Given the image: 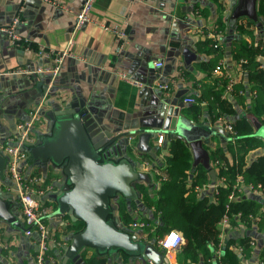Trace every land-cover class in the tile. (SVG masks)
<instances>
[{
  "label": "crops",
  "instance_id": "crops-1",
  "mask_svg": "<svg viewBox=\"0 0 264 264\" xmlns=\"http://www.w3.org/2000/svg\"><path fill=\"white\" fill-rule=\"evenodd\" d=\"M82 4L83 0H0V27L17 19L16 32L21 38L13 44L6 33L0 32V144L17 139L16 124L27 120L31 110L41 102L46 113L58 106L61 109L79 107L81 111L87 110L95 131H104L105 135L129 132V141L119 144L118 156L133 161L136 166L141 164L138 171L149 174L151 183L158 188L168 177L164 170L171 141L179 138L184 141L180 133L173 131L177 121L185 120L199 127L197 139L191 137L184 141L191 153L192 170L186 181L189 190L185 196L215 202V193L224 184L222 177L217 178L223 163L212 162V151L221 146L231 158L227 147L237 137L232 124L242 118L250 120L251 115L261 121L256 113L258 91L247 79L243 67L246 59L233 58L236 40L257 44L261 50L260 68L264 69V18L258 13L260 0H96L92 20L77 27L76 15ZM179 4L184 17L177 14ZM248 21L254 23L251 33L239 32L238 26ZM108 24L126 27L127 43L122 47L114 33L103 27ZM205 41L207 45L202 44ZM41 46L47 56L39 52ZM60 54L64 55L57 76L49 72L15 73L20 69L38 71L39 67L51 66ZM156 61L163 62V66L157 67ZM218 65L222 69L216 71ZM128 79L138 80L140 84ZM160 84H168L169 88L162 89ZM219 90H223L221 98L231 105L233 112L214 120L208 109L212 93ZM189 96L196 102H186ZM194 105L200 106L199 112L191 110ZM251 124L253 135L258 137L260 132ZM50 128L51 120L42 111V120L33 128L32 136L36 139ZM117 128L120 131L114 133ZM160 134L164 135L162 144L158 142ZM263 148L247 155L248 166ZM198 166L210 169V175L204 184L193 186ZM5 169L6 162L3 171ZM20 169L24 177L43 176L48 180L46 184H53L45 199L55 210L51 195L58 191L57 182L63 180L60 170L39 164L29 150L27 158L20 162ZM56 176L60 177L55 179ZM248 183L245 180L240 184L236 199L256 196L263 203L261 211L264 213V194L251 193ZM0 195L10 201L11 212L17 220L24 222L12 178H4ZM129 211L132 217L128 231L152 242L160 212L155 206H136ZM146 218L152 220L149 231L145 228L139 233L130 228L133 221ZM222 220L219 222L222 243L230 236L250 233L256 243L250 255L243 258V264L264 263V214L251 217L249 229L246 222L239 220L233 224L230 219L227 223ZM45 221L54 240L44 264H78L76 260L86 264L85 257L93 254L105 258L106 264H149L141 255H127L126 259L123 253L101 255L95 248L85 251L81 258L68 256L69 241L60 232L68 221L60 223L55 216H48ZM37 239V234L28 236L18 226L0 219V264H36ZM155 247L161 249L156 243ZM181 249L182 246L171 259L165 257L166 263L203 264V258L198 263L179 261ZM217 250L214 251L216 256ZM152 262L155 264L154 260Z\"/></svg>",
  "mask_w": 264,
  "mask_h": 264
},
{
  "label": "trees",
  "instance_id": "trees-1",
  "mask_svg": "<svg viewBox=\"0 0 264 264\" xmlns=\"http://www.w3.org/2000/svg\"><path fill=\"white\" fill-rule=\"evenodd\" d=\"M258 13L264 18V0H260ZM252 26H254L252 21L242 22L238 29L241 33L249 34L252 31L250 29ZM202 44L207 45L208 41L202 42ZM260 53L261 50L257 44L254 45L241 40L235 41L233 58L236 60L246 59L243 67L246 69L247 79L254 83L257 88L259 109H256V113L261 117L264 125V69L260 68L258 60ZM222 91L212 93L208 112L214 120L216 117L233 112L230 108L231 105L221 98ZM191 110L197 113L200 111V106L194 105ZM232 125L237 137L233 142H229L227 147L228 152L231 153V158L227 156L226 151L221 146H218L211 153L212 162L223 163L217 173V178H226L224 184L220 185L215 193V202H208L206 198L193 200V198L185 196L189 190L186 181L189 173L192 172L190 170L191 153L187 144L180 138L171 141L170 154L166 157L167 168L164 170L168 176L166 180L158 188L146 180L135 183L136 192L144 208L155 206L160 212V222L154 229L155 239L163 238L173 229L183 232L184 243L179 258L181 262L198 263L203 258V264H243V258H247L252 252L251 243L255 237L250 233L230 236L225 239L224 243L220 238L219 222L225 215L233 224L239 220L246 222L249 229L252 226L251 217L264 214L261 211L263 203L254 196L230 199V195L235 193L233 185L238 175H243L246 182L264 183V154L261 152L249 166L246 161V157L251 151L264 146V140L253 135L252 124L247 118H242ZM155 162L156 165L159 164L157 160ZM209 172L210 169L203 166L195 168L196 175L193 186L207 182ZM59 177L56 176L55 179ZM154 190L157 194L153 192ZM153 193L154 195H152ZM136 206L138 204L133 198L120 196L117 203L114 204V213L111 217L120 220L123 228L128 230V223L132 217L129 208ZM156 214L157 212L153 214L154 220L157 218L158 214ZM64 220L68 222L60 232L65 235L66 239L84 227V223L80 220L72 223L69 215L64 216ZM144 220L148 223L152 221L150 218ZM150 227L148 226L146 229L149 231ZM239 248H241V252L238 251ZM217 249L221 250L219 256L214 254ZM120 253L126 255L125 257L131 256L123 250H120ZM48 254H51V249L46 252L45 259ZM84 263L106 264V260L93 254L85 257Z\"/></svg>",
  "mask_w": 264,
  "mask_h": 264
},
{
  "label": "water",
  "instance_id": "water-1",
  "mask_svg": "<svg viewBox=\"0 0 264 264\" xmlns=\"http://www.w3.org/2000/svg\"><path fill=\"white\" fill-rule=\"evenodd\" d=\"M177 14L184 17L180 4ZM43 114L50 118L51 128L46 133H40L29 152L39 164L60 170L63 177L62 182L56 184L58 191L51 195L56 209L50 216H55L60 223L66 215L72 223L77 220L84 223L81 231L67 237V255L81 258L85 251L95 248L99 254L116 256L123 250L131 256L141 255L144 260H154L155 264H167L164 251L153 244L155 240L147 242L140 239L138 234L125 230L121 221L111 217L120 196L133 198L138 206L143 207L135 183L142 180L151 183L149 174L138 171L137 167L140 168L141 164L136 166L133 161L118 156L119 144L129 141V132H118L117 128L113 131L118 134L105 135L104 131H95L87 110L81 111L79 107L61 109L58 106L47 113L43 110ZM249 117L256 131L260 132L264 128L262 122L254 115ZM175 132L187 142L191 137L197 139L199 127L180 119ZM258 137L264 140L261 133ZM261 152L264 154V148ZM5 162L6 158L0 153L1 173L4 172ZM10 206V201L0 195V219L26 232L25 223L17 220ZM241 234L244 235V232ZM76 261L80 264L82 260Z\"/></svg>",
  "mask_w": 264,
  "mask_h": 264
},
{
  "label": "built area",
  "instance_id": "built-area-1",
  "mask_svg": "<svg viewBox=\"0 0 264 264\" xmlns=\"http://www.w3.org/2000/svg\"><path fill=\"white\" fill-rule=\"evenodd\" d=\"M50 2L51 0H44ZM96 0H83L82 7L80 11L76 15V26L81 27L83 24L90 22L92 20V11L94 9ZM18 20H13L12 23L1 26L0 32H4L8 35V38L11 43L16 44L21 38L16 32V25ZM103 27L107 30H110L114 33L116 42L122 47L127 43V33L126 27L119 25H103ZM218 46V43L215 44ZM39 52L42 55L47 56L48 53L45 51L44 47L41 46ZM63 55H58L51 66L46 68L39 67L38 71H31L26 69L16 70L17 72H24L27 74H31L33 72H49L53 76H57L61 70ZM155 65L157 67H162L163 62L156 61ZM222 69L221 65H218L216 71ZM134 84H140L138 80L128 79ZM160 88L168 89V84H160ZM186 102L194 103V97H186ZM42 102L35 106L31 112L30 116L27 120L18 122L16 124L17 130V139L12 138V142H2L0 144V153L7 157L6 161V169L3 173H0V184L3 183L5 177L12 178L16 183L17 194L19 197V201L22 208V213L24 216V223L26 228V234L31 236L32 234H37V246L38 252L36 256V264H44L45 263V255L46 252L50 249V244L54 240V234L50 229V226L45 221L48 216L53 212L54 206L52 203L50 205L46 204L47 198L45 196L50 193L53 188V184H46V180L43 176H28L24 177L21 173L20 162L27 158V151L29 148L36 143V139L32 136V130L35 125L42 120ZM229 130H233L232 126H228ZM164 141V135L160 134L158 137V142L162 144ZM222 182H225L226 178H221ZM60 181V179L58 180ZM244 176L238 175L234 186L235 193L230 195V199H236V193H240L241 191V183H244ZM247 188L254 195H262L264 194V184L263 183H248ZM51 189V190H50ZM49 191L48 194L47 191ZM45 199V200H44ZM229 220L228 216H224L222 223H227ZM148 226H151L145 220H135L130 224L131 229L141 230L143 231ZM157 245L164 251V257L167 259H171L173 254L180 249L182 244L184 243V235L182 232L178 230H171L167 233L163 238H154ZM256 243L255 238L252 240V246ZM218 251V256L220 254V250ZM241 252V248L238 249ZM149 264H153L152 260L149 261ZM260 264H264L262 261Z\"/></svg>",
  "mask_w": 264,
  "mask_h": 264
},
{
  "label": "rangeland",
  "instance_id": "rangeland-1",
  "mask_svg": "<svg viewBox=\"0 0 264 264\" xmlns=\"http://www.w3.org/2000/svg\"><path fill=\"white\" fill-rule=\"evenodd\" d=\"M38 124V123H37ZM260 133L264 135V128L260 129Z\"/></svg>",
  "mask_w": 264,
  "mask_h": 264
}]
</instances>
